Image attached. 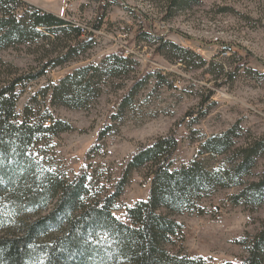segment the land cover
<instances>
[{
  "label": "rangeland",
  "instance_id": "rangeland-1",
  "mask_svg": "<svg viewBox=\"0 0 264 264\" xmlns=\"http://www.w3.org/2000/svg\"><path fill=\"white\" fill-rule=\"evenodd\" d=\"M17 1L86 32L102 18L100 30L91 33L89 48L39 76L47 60L65 51L68 38L51 43L38 37L0 48V89L16 83L18 120L27 108L31 121L48 113L70 127L52 135L41 133L27 148L37 175L69 181L95 148L86 161L94 195L114 183L120 164L134 150L169 133L179 144L172 166L176 169L195 158L210 171L229 168L232 152L199 155L201 143L229 129L238 131L236 147L247 142L264 147V0H189L178 10L169 8V0ZM140 32L190 51L197 63L180 65L167 59L166 50L155 55L159 42L142 40ZM120 52L134 63L124 74L95 78L93 91L80 105L51 102V87L67 75L91 64L105 70L104 58ZM243 60L247 66L241 65ZM139 81L129 104L118 105L120 96ZM263 171L264 150L239 185L215 187L195 200L193 210L173 215L182 227L181 242L176 243L180 250L205 258L207 264L236 263L245 257L246 243L264 221V204H236L232 197ZM148 190L147 172H133L111 207L112 215L146 200Z\"/></svg>",
  "mask_w": 264,
  "mask_h": 264
},
{
  "label": "trees",
  "instance_id": "trees-1",
  "mask_svg": "<svg viewBox=\"0 0 264 264\" xmlns=\"http://www.w3.org/2000/svg\"><path fill=\"white\" fill-rule=\"evenodd\" d=\"M189 2L169 0L168 4L170 9L178 10ZM101 26L99 17L93 30L86 32L17 0H0V48L38 37L51 43L63 36L68 38L65 51L47 60L38 76L48 68L66 64L79 49L89 48L91 33ZM138 36L159 42L155 55L166 50L167 59L180 65L197 63L193 53L163 41L161 36L153 38L142 32ZM104 62L105 70L91 64L52 86L51 102L80 105L93 91L95 78L121 76L129 64H134L121 52L104 58ZM241 65L247 66L246 61ZM88 73L92 76L86 79ZM140 82L123 93L117 104L128 105ZM16 86L14 83L0 89V264H207L205 258L190 257L176 245L181 242L182 227L172 216L193 210L202 193L239 185L255 158L263 153L262 144L247 142L236 147L238 131L229 129L221 136L206 139L199 151V155L213 157L232 152L229 168L210 171L195 158L188 166L176 169L172 166L179 144L174 133H169L134 150L120 164L114 183L93 195L87 182L90 163L86 161L95 148L88 151L85 164L69 181L37 175L27 148L41 133L52 135L70 127L48 113L31 121L27 108L18 120ZM139 170H145L149 178L147 199L126 207L119 216L112 215L114 201L131 174ZM232 200L236 204L240 200L254 206L264 204V171ZM246 250L245 257L228 264H264V221L260 231L246 243Z\"/></svg>",
  "mask_w": 264,
  "mask_h": 264
}]
</instances>
